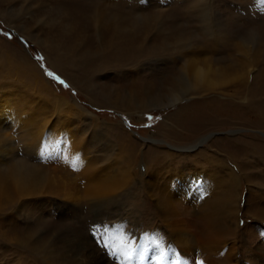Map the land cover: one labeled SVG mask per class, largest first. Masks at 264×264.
<instances>
[{"label": "rangeland", "instance_id": "rangeland-1", "mask_svg": "<svg viewBox=\"0 0 264 264\" xmlns=\"http://www.w3.org/2000/svg\"><path fill=\"white\" fill-rule=\"evenodd\" d=\"M261 97L264 0H0V264H264Z\"/></svg>", "mask_w": 264, "mask_h": 264}, {"label": "bare ground", "instance_id": "bare-ground-1", "mask_svg": "<svg viewBox=\"0 0 264 264\" xmlns=\"http://www.w3.org/2000/svg\"><path fill=\"white\" fill-rule=\"evenodd\" d=\"M197 8V10L195 9ZM203 6H201L200 2L197 4H194L192 6V12L194 11H200V13H197V15H200L201 17L205 16L206 14L203 13ZM190 10V11H191ZM96 15V14H95ZM154 16V15H153ZM156 17V15H155ZM154 17V18H155ZM95 18V17H94ZM205 20V19H204ZM76 20H74L75 22ZM155 21V19H154ZM150 22V21H149ZM146 23V21H145ZM97 24V23H96ZM104 24V23H103ZM80 26V25H79ZM82 29V27H81ZM119 30V29H117ZM123 32V31H122ZM173 33V32H172ZM68 34V33H67ZM77 34V33H76ZM118 34V33H117ZM79 36V35H78ZM187 36V35H186ZM185 38V37H184ZM75 41V40H74ZM78 41V40H77ZM81 41V40H80ZM118 49V48H117ZM88 52V51H87ZM119 50L115 53L118 54ZM86 54V53H85ZM70 57V56H69ZM75 58V57H74ZM79 58V57H78ZM192 58V57H191ZM187 61V60H186ZM185 64V63H184ZM207 71L208 70H205L203 68H201L199 65H198V62H196L195 60H190L189 62H186L185 65H183V73L184 75L186 76L187 78V81L188 83H191L192 85L194 86H199L201 84H207L206 83V74H207ZM181 98V97H180ZM179 99V98H176V100ZM3 101V100H2ZM3 104V103H1ZM256 106V107H255ZM250 107V105H249ZM76 111H79L77 110L76 106L73 107ZM69 111V109H67ZM247 113H250L251 115H256V116H259L263 119L264 121V97H261L260 100L254 104L253 107H251L249 110L246 111ZM150 140V139H149ZM193 146V145H192ZM65 149H68L69 150V147H65ZM174 149H177V148H174ZM160 156V155H159ZM75 157V156H74ZM73 157V158H74ZM79 158V157H78ZM241 167V166H240ZM254 172L251 171V175H253ZM251 175H250V178H251ZM180 180L182 179V177H178ZM253 178V177H252ZM255 178V177H254ZM200 179V178H199ZM198 178H196L195 176H193L192 178H185V180H188L187 183L185 182H181V181H178V182H171V179L169 180V182H166L165 184H163L162 188H163V191L164 193H161L160 195V198L156 199L154 201V204L156 206V208L158 209L159 213L165 218L166 221H171L170 222V226L171 228H174L175 225H176V222L177 220L175 219V216H178V213H174V212H171L170 211V203L173 201V200H180L182 198V196H185L187 197L188 199H193V197H196V198H201L202 196L205 195L206 191H205V188L202 189L201 192L199 193H196V192H193L195 193L193 197H191L192 195V192L191 191H194L195 190V186L202 183V180L200 182H198L199 180ZM184 184H188V187L187 188H184ZM232 188H229L227 191H226V195H223V194H220V195H217L218 199L217 201L215 202L214 199L212 198L211 201H208L207 202V206H211L212 204L214 203H223L225 208L226 209H232L234 210V217L236 219H240L241 216H239V212L241 210V207L239 205V202H238V193H237V190L235 189L234 190V186L230 183L229 184ZM92 189V196H94V200L96 201V203L100 202L102 196H104V182L100 184V186ZM261 193V192H260ZM164 195V196H162ZM166 196V197H165ZM234 200V202H233ZM209 204V205H208ZM255 204V203H254ZM98 205V204H97ZM97 205H94V206H97ZM251 206V205H250ZM262 207V206H261ZM251 209V208H250ZM256 209V214H259L257 215L258 217L257 218H261V219H264V208L262 207L261 209ZM249 210V209H248ZM243 212V211H242ZM238 215V217H237ZM222 230H229V231H233V229L229 226H221ZM82 244V242H80ZM80 244V245H81ZM79 245V246H80ZM256 251V250H255ZM190 260H188L187 258L185 259L184 261V264H190L189 262ZM112 264V263H111ZM198 264H209L207 263L203 258H198Z\"/></svg>", "mask_w": 264, "mask_h": 264}, {"label": "snow or ice", "instance_id": "snow-or-ice-1", "mask_svg": "<svg viewBox=\"0 0 264 264\" xmlns=\"http://www.w3.org/2000/svg\"><path fill=\"white\" fill-rule=\"evenodd\" d=\"M151 243L155 244L156 241H155V240H152ZM162 258H163V257L161 256V257H159L158 259H162Z\"/></svg>", "mask_w": 264, "mask_h": 264}]
</instances>
